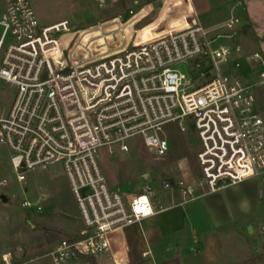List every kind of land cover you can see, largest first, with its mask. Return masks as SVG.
<instances>
[{
    "label": "built area",
    "instance_id": "1",
    "mask_svg": "<svg viewBox=\"0 0 264 264\" xmlns=\"http://www.w3.org/2000/svg\"><path fill=\"white\" fill-rule=\"evenodd\" d=\"M94 1L105 7L119 0ZM181 1L144 38L140 31L161 18L165 0L137 1L76 30L67 20L42 25L30 0H0V79L16 90L0 113V143L22 182L29 170L61 163L83 224L76 238L51 247L54 264L110 252L127 228L161 208L151 180L130 200L108 184L99 162L103 148L128 152V140L137 137L161 158L170 150L165 127L193 126L199 173L185 171L162 187L193 199L264 175V117L254 96L264 83V54L243 56L252 70L262 68L258 82L221 71L230 61L242 65L233 60L242 59L239 45H214L225 36L219 31L240 18L204 27L192 1ZM196 59L206 68L198 77L214 68L201 82L177 67ZM256 61L263 66L251 65ZM22 206L35 207L28 200ZM0 264H14L12 254L0 253Z\"/></svg>",
    "mask_w": 264,
    "mask_h": 264
},
{
    "label": "rangeland",
    "instance_id": "2",
    "mask_svg": "<svg viewBox=\"0 0 264 264\" xmlns=\"http://www.w3.org/2000/svg\"><path fill=\"white\" fill-rule=\"evenodd\" d=\"M30 2L42 25L67 19L70 27L74 30L93 24L101 18L109 17L121 8V5L127 9L134 5L133 0H121L113 6L108 5L105 7H100L94 0H30ZM178 4V6L174 5L170 8L178 9L184 5L181 0H178ZM192 4L200 23L204 27L220 24L231 17L246 16L251 22L247 27L248 33H244L246 25L243 20L233 25L231 29H221L219 32H222L225 36L219 38L214 44L215 47L228 44L234 48L239 45L242 50V59L235 55L233 60L242 62V65L236 67L230 61L221 64L219 69L221 71L238 72L247 82L262 80L260 77L262 68L252 70L243 56L250 55L256 50L261 55L264 54V35H262L264 33V0H192ZM155 5H160V0H156ZM167 10H169L168 7H164L161 18L151 24L149 23L145 29L140 31V36L148 37ZM130 31L131 28L127 29V32ZM259 31L262 33L258 34ZM198 61L200 62L199 59H196L188 63H180L177 67L188 76L196 75L197 80L201 82L214 74V68L213 66L209 67L206 77H198L199 73L206 69L204 64L197 67L196 63ZM251 65L263 66L260 61H256ZM15 93L16 90L12 85L0 79V113H4L10 108ZM254 96L255 104L264 117V83L254 88ZM165 131L170 141V150L166 156L161 158L155 157L148 151L142 140L137 137L128 140L130 145L128 152L115 149V152L109 153L106 148L100 150L99 162L108 184L120 190L128 197V200L141 190L146 181L151 180L155 184V196L162 194L161 196L166 203H172L174 199L171 198L168 192L161 193L164 188L162 187L163 180L179 179L183 172H189L190 170L192 173H199L196 153L200 149V141L195 128L188 126L186 130L182 131L177 125L169 124L165 127ZM179 163H181L182 166L180 167L183 169L179 168ZM66 182L67 178L62 164L58 162L45 168L29 170L25 174V180L23 182L19 181L10 161V151L6 145L0 143V208L2 210L0 216L4 213L20 218L33 216V224H37V221L43 216L51 218L52 216L58 217L66 214L70 219L76 216L79 217L75 198L71 190L65 188ZM233 186L218 191L217 196L204 195L190 201L185 207L189 213H197L199 218H202V222H205V216L208 212L204 203L206 199H212L216 196L227 202L245 198L247 202L246 215L241 217L237 223L234 222L236 223L234 228L238 230L240 242L245 243L249 248L251 246L252 248L256 247V249H252V252L260 257V253L263 251V247L259 246L261 244L260 235L264 234V175L247 179ZM176 190L178 191V189ZM178 193L179 191L172 194V197L173 195L176 197H174L175 200L181 196ZM2 196L7 197L8 201L4 202ZM24 200L31 201L33 204L39 203L42 210L39 211L36 207L31 209L23 207ZM37 227L34 225L33 229L40 228ZM21 249L0 248V251L12 253L13 261H15L20 258ZM34 250H37V254H44L46 251L43 248H35ZM42 261L47 264L51 262L49 257L42 258Z\"/></svg>",
    "mask_w": 264,
    "mask_h": 264
},
{
    "label": "crops",
    "instance_id": "3",
    "mask_svg": "<svg viewBox=\"0 0 264 264\" xmlns=\"http://www.w3.org/2000/svg\"><path fill=\"white\" fill-rule=\"evenodd\" d=\"M137 1L144 0H133V3ZM165 4V7L179 5L178 0H165ZM122 6L109 17L125 12L127 8ZM239 18L240 21H245L244 33H248L247 27L251 22L245 15ZM103 19L106 18L98 21ZM65 186L70 191L68 180ZM175 190L163 188L161 193L168 192L174 199L172 203H166L162 194L157 195L156 204L161 205V208L157 206L153 216L127 228L123 240L116 242L110 252L98 257L81 256L69 264H264V234L260 235L259 246L263 247V251L258 257L252 252L256 247L249 248L245 243L240 242L238 230L234 228V224L246 215L245 198L226 202L216 197V193L220 191L218 190L193 199L180 196L175 200L176 197L174 195L172 197L174 192H178ZM210 194L216 195V199L209 198L204 202L208 212L205 216L206 221L202 222V218L200 219L197 213H189L185 206L190 201ZM7 201L8 198L4 202ZM34 205L36 208L40 206L39 211L42 210L39 203ZM0 212L2 214L1 208ZM34 225L40 228L33 229ZM82 227L79 217L70 219L66 214L51 218L43 216L37 224H33V216L20 218L4 213L0 216V248H22L19 253L20 258L15 260L14 264H47L42 261L44 257H49L51 260L49 264H54L49 253L51 246L63 237L76 238ZM123 243H125L124 248ZM33 248H43L46 251L44 254H37V250Z\"/></svg>",
    "mask_w": 264,
    "mask_h": 264
},
{
    "label": "water",
    "instance_id": "4",
    "mask_svg": "<svg viewBox=\"0 0 264 264\" xmlns=\"http://www.w3.org/2000/svg\"><path fill=\"white\" fill-rule=\"evenodd\" d=\"M2 200H3V201H6L7 198H6L5 196H2Z\"/></svg>",
    "mask_w": 264,
    "mask_h": 264
},
{
    "label": "bare ground",
    "instance_id": "5",
    "mask_svg": "<svg viewBox=\"0 0 264 264\" xmlns=\"http://www.w3.org/2000/svg\"><path fill=\"white\" fill-rule=\"evenodd\" d=\"M153 216V215H152ZM123 248L125 247V243L122 244Z\"/></svg>",
    "mask_w": 264,
    "mask_h": 264
}]
</instances>
